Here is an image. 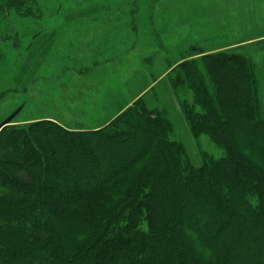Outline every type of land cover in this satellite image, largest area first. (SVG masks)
I'll return each instance as SVG.
<instances>
[{"label": "trees", "instance_id": "1", "mask_svg": "<svg viewBox=\"0 0 264 264\" xmlns=\"http://www.w3.org/2000/svg\"><path fill=\"white\" fill-rule=\"evenodd\" d=\"M30 2L0 0L2 36L43 17ZM241 50L195 47L167 75L191 135L223 152L199 165L145 96L93 131L3 129L0 264H264V113Z\"/></svg>", "mask_w": 264, "mask_h": 264}, {"label": "rangeland", "instance_id": "2", "mask_svg": "<svg viewBox=\"0 0 264 264\" xmlns=\"http://www.w3.org/2000/svg\"><path fill=\"white\" fill-rule=\"evenodd\" d=\"M34 3L41 19L12 17L13 33L0 34V125L21 110L10 127L54 118L69 129L103 122L102 128L154 85L143 96L150 108L168 112L174 139L192 162L199 165L203 151L220 158L208 137L191 135L167 78L170 66L191 58L195 47L206 53L241 48L251 57L264 113V0H33L28 6ZM91 35L100 54L106 47L116 52L103 54L108 63L99 60L102 54L89 61L84 48ZM128 37L130 52L121 47ZM98 60L102 66L90 65Z\"/></svg>", "mask_w": 264, "mask_h": 264}, {"label": "crops", "instance_id": "3", "mask_svg": "<svg viewBox=\"0 0 264 264\" xmlns=\"http://www.w3.org/2000/svg\"><path fill=\"white\" fill-rule=\"evenodd\" d=\"M92 25V24H91ZM93 26V25H92ZM90 38H91V41L89 42V44L86 46L85 45V50H86V52L85 53H89V55L88 56H90L91 57V59H89V61H93V58H94V54H96V55H98V56H100L101 54V56H100V61L102 60V61H106V63H108L110 60H112L111 58H109V59H106V58H103V54H110V55H112V54H116V52L115 51H111V50H109L110 48H108V47H106L105 49H103V51H102V53L100 54L99 52H100V50L102 49V47H100V44H99V40L96 38V36H93V35H91L90 36ZM127 41H126V43L124 42V43H121V47H127V52H130V50H131V48H130V39H129V37L126 39ZM35 45H33L32 47L33 48H35L34 47ZM78 48V47H77ZM84 49H82V50H76V51H81V54L82 53H84ZM79 58V57H78ZM103 59H105V60H103ZM80 60V59H79ZM97 61V62H95V63H92V64H90L91 66H95L94 68H96V67H99V66H102L103 64H100L99 65V62L100 61ZM80 62H82V64L83 65H87L86 64V62H84V59H82V60H80ZM105 63V64H106ZM179 64V62H177V63H175L174 65H172V66H170V68H169V70L170 69H172V67H174L175 65L177 66ZM90 65H88V66H90ZM168 70V71H169ZM168 71H166V73L168 72ZM84 73L85 72H80L79 73V75L78 76H83L84 75ZM165 73V74H166ZM79 77V78H80ZM163 77V76H162ZM161 77V78H162ZM160 78V79H161ZM159 79V80H160ZM157 82V81H156ZM155 82V83H156ZM154 83V84H155ZM154 86V85H153ZM153 86H149L148 88H146V89H144L141 93H139V95L137 96V98L135 99V101L131 104V105H133L138 99H140V98H142L143 97V95H146L145 93L146 92H148L149 90H151L152 88H153ZM131 105H127V107L129 108ZM126 107V108H127ZM119 113V112H118ZM117 113V114H118ZM100 122V121H99ZM106 122H109V120L108 121H106ZM103 122H101V123H98V124H100V125H97L95 128H93V129H88V130H86V129H80V130H83V131H93V130H97V129H99L100 128V126H102L103 124H102ZM77 130V129H76Z\"/></svg>", "mask_w": 264, "mask_h": 264}, {"label": "water", "instance_id": "4", "mask_svg": "<svg viewBox=\"0 0 264 264\" xmlns=\"http://www.w3.org/2000/svg\"><path fill=\"white\" fill-rule=\"evenodd\" d=\"M21 112V110L17 111L16 113H14L12 116H10L5 122H3L0 125V133L3 129L10 127L12 125V123L15 121V119L17 118V116L19 115V113Z\"/></svg>", "mask_w": 264, "mask_h": 264}]
</instances>
